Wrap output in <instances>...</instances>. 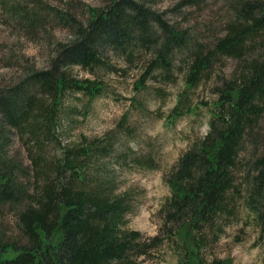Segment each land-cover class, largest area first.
<instances>
[{
	"label": "trees",
	"instance_id": "obj_1",
	"mask_svg": "<svg viewBox=\"0 0 264 264\" xmlns=\"http://www.w3.org/2000/svg\"><path fill=\"white\" fill-rule=\"evenodd\" d=\"M152 5L108 0L89 7L84 22L56 11L71 39L55 44L46 67H28L12 84L0 85V264H144L164 248L178 264H230L214 249L226 228L242 219L257 228L264 249V1L231 0V19L209 41L190 37ZM8 13L34 25L20 5ZM175 50L186 59V89L208 78L222 57L241 65L214 84L212 101L202 103L209 114L204 136L162 174L169 193L156 214L157 231L148 236L126 226L130 192H117L101 162L111 136L62 142V100L66 93L88 102L106 94L98 70H118L112 58L133 64L140 52L135 91L157 74L169 80L174 68L181 70L173 64ZM72 66L92 77L72 75ZM188 105V96L179 94L166 124L192 112ZM149 153L128 161L125 153L118 156L122 165L154 168Z\"/></svg>",
	"mask_w": 264,
	"mask_h": 264
},
{
	"label": "rangeland",
	"instance_id": "obj_2",
	"mask_svg": "<svg viewBox=\"0 0 264 264\" xmlns=\"http://www.w3.org/2000/svg\"><path fill=\"white\" fill-rule=\"evenodd\" d=\"M152 1L153 8L164 12L169 23L201 41L212 40L221 34L223 25L231 19V0H196L192 5H186L184 0ZM107 2L0 0V85L12 84L28 67H46L55 44L71 39L70 30L55 16L56 11L67 12L84 22L88 18L89 7H103ZM13 5H20L26 12H31L35 18L32 28L28 27L26 20L20 22L15 16L12 18L8 12ZM140 53L133 64H127L121 58H112V64L118 69L114 72L98 70L99 77L106 83V94L91 102L80 95H64L62 119L65 132L62 142L77 144L80 135L89 138L111 136V150L104 154L101 162L115 179L117 192H130L132 208L127 214L126 226L149 236L157 231L159 217L156 214L169 193L162 174L182 150L204 136L209 114L202 103H209L215 98L214 84L229 79L238 71L241 62L222 57L214 62L208 78L186 89L183 81L186 59L184 52L175 50L172 53L173 64L181 70L174 68L169 80L157 74L156 78L147 79V85L141 91H135L132 82L138 75L136 66L140 68L139 59L143 57ZM68 72L77 77H92L78 66L69 67ZM179 94L185 98L188 96V107L192 112L168 125L165 117ZM123 114L125 120L122 123ZM259 125L264 130V118ZM17 146L19 144L15 143ZM125 148L127 151H124ZM120 153H125L127 161L149 153L155 167L122 165L118 156ZM8 220L9 217L4 219ZM242 222L243 219L226 228L214 251L218 257L230 259V264H262L264 249L258 230ZM2 229L12 230L13 227L4 225ZM234 235H238L239 242L234 241ZM159 255L160 258L144 264H178L167 248Z\"/></svg>",
	"mask_w": 264,
	"mask_h": 264
}]
</instances>
